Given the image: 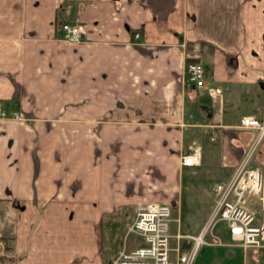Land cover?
Instances as JSON below:
<instances>
[{"label": "crops", "instance_id": "1", "mask_svg": "<svg viewBox=\"0 0 264 264\" xmlns=\"http://www.w3.org/2000/svg\"><path fill=\"white\" fill-rule=\"evenodd\" d=\"M66 21L85 38H63ZM0 102L23 115L0 118L12 262L109 264L143 242L125 240L137 204L173 207L188 178L212 172V188L245 154L264 173V131L240 125L264 120V0H0Z\"/></svg>", "mask_w": 264, "mask_h": 264}, {"label": "built area", "instance_id": "2", "mask_svg": "<svg viewBox=\"0 0 264 264\" xmlns=\"http://www.w3.org/2000/svg\"><path fill=\"white\" fill-rule=\"evenodd\" d=\"M61 27L62 37L67 40L78 41L85 38V31L79 22L66 21ZM134 36L137 37L138 32ZM185 67L188 82L197 87L205 85L204 66L201 61L189 59ZM214 90L210 88V92ZM6 117L19 120L23 115L18 109H5L0 102V118ZM240 125L258 128L260 133L264 131V120L251 114L243 115ZM200 154V148L196 145L191 152L181 154L180 162L197 164L200 162ZM212 189L216 193L215 204L198 233L175 234L177 238L191 239L189 249L180 251L178 246L170 245L171 206L162 201H146L137 204L134 218L127 228L142 235L143 242L131 250L122 248L109 264H191L202 244H233L244 250L253 249L264 264V173L261 168L250 163L249 155L245 154L231 175L225 180L215 182ZM253 194L259 195L260 215L249 205ZM218 219L225 221L230 241H224L211 231ZM208 230L211 236L206 238ZM172 249L176 251L174 258L170 255Z\"/></svg>", "mask_w": 264, "mask_h": 264}, {"label": "rangeland", "instance_id": "3", "mask_svg": "<svg viewBox=\"0 0 264 264\" xmlns=\"http://www.w3.org/2000/svg\"><path fill=\"white\" fill-rule=\"evenodd\" d=\"M201 174L204 176L202 177L199 175L193 178L191 181H189V178L185 181V183L188 184V187L184 189L185 192L182 191L183 199L181 198V200L176 205L171 207V220L169 222V231L171 236L169 242L172 247L178 244V239L175 236L177 228L181 234H192V232L196 231V233H198L199 230L197 229L202 219H205L202 223L203 225L213 210L216 193L210 186L214 182V178H217L219 175L217 176L210 172L208 174L209 176L205 177L207 174H205L204 171H201ZM253 201L256 204L258 201L257 195L254 197ZM8 208V205L0 202V236L4 238V240L0 239V264H14L12 262L14 261V256L12 255L11 250V240L7 236L12 225L11 215L10 211L8 212ZM128 213L130 221V219L134 217L135 209L133 211L130 210L127 212V214ZM129 221H127V223H129ZM178 225L180 227H178ZM211 231H213V233L216 231V233L219 234V237H221L224 241L231 240L228 230L225 226V221L222 219H218L216 221ZM210 236V230H208L205 234V237L208 238ZM141 238H143L142 235L136 234L135 232H128L125 235V240H127V242ZM3 241H5L6 244L4 247L1 246V242ZM189 247L190 245L187 247V249H189ZM170 253L172 255L176 253V251L172 249ZM252 255L253 257L251 255L247 256V254L243 256V250L241 247L232 244H219L215 246L202 244L198 247L192 264H262L259 255ZM254 255H256L255 258Z\"/></svg>", "mask_w": 264, "mask_h": 264}, {"label": "trees", "instance_id": "4", "mask_svg": "<svg viewBox=\"0 0 264 264\" xmlns=\"http://www.w3.org/2000/svg\"><path fill=\"white\" fill-rule=\"evenodd\" d=\"M0 239H3L4 240V238L3 237H0ZM6 239V238H5ZM1 245H2V247H4L6 244H5V241H3V242H1Z\"/></svg>", "mask_w": 264, "mask_h": 264}]
</instances>
